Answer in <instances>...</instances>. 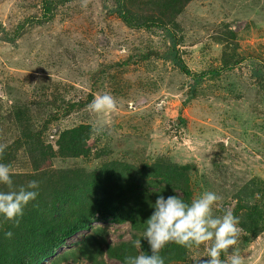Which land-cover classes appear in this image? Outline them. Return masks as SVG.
<instances>
[{
	"label": "rangeland",
	"instance_id": "obj_1",
	"mask_svg": "<svg viewBox=\"0 0 264 264\" xmlns=\"http://www.w3.org/2000/svg\"><path fill=\"white\" fill-rule=\"evenodd\" d=\"M43 1L0 0V23L11 36H19L14 44L0 41V145H10L17 134L6 117L16 104L29 105L38 129L57 117L42 134L45 145H55L69 128L90 125V157L55 156L47 162L65 193L81 189L68 210L81 209L89 198L81 182L119 167L136 170V183L144 186L141 208L150 215L159 195L184 197L181 190L160 185L154 168L166 163L179 167L174 178L188 190L189 202L208 190L221 197L214 207L217 216L224 209L233 211L247 181L264 183V0H193L186 6L176 27L182 56L195 73L213 67L222 72L201 78L192 97V78L167 55L158 32L126 26L105 0L59 5L49 22L39 24ZM124 61L128 63L120 65ZM224 61L232 67L222 69ZM105 93L115 98L116 111H90V94L94 99ZM76 103L83 107L76 105L66 115L56 112ZM101 121H107L103 131H94ZM16 156L8 166L29 181L35 174L27 150ZM132 201L131 196L128 203ZM95 226L107 231L99 241L106 238L115 245L143 234L129 222L99 221ZM91 233L75 234L57 254L86 243ZM245 235L248 239L241 233L233 248L245 264H264V221L256 236ZM187 252L186 261L168 264H193V257L206 256L207 248L202 244ZM103 261L122 264L109 256Z\"/></svg>",
	"mask_w": 264,
	"mask_h": 264
},
{
	"label": "trees",
	"instance_id": "obj_2",
	"mask_svg": "<svg viewBox=\"0 0 264 264\" xmlns=\"http://www.w3.org/2000/svg\"><path fill=\"white\" fill-rule=\"evenodd\" d=\"M73 0H44L42 14L39 24L49 22L54 11L59 5H64ZM193 0H105V7H113L110 12L116 15L128 27L154 30L164 39L167 47L166 53L179 68L181 73L192 78L190 82L189 97L195 96L201 78L208 74H221L219 68H208L201 72H193L178 45L181 42L176 30L177 19L186 6ZM111 2V6L109 4ZM238 25L234 32L240 30ZM0 41L9 44L16 43V37L11 36L0 23ZM128 61L120 63L124 65ZM225 65L222 69H230L232 65ZM236 63H239L237 60ZM93 96L90 94L89 99ZM83 107V103L68 104L62 106L58 111L64 115L70 112V108ZM29 105H14L12 114L7 115L9 121L15 123L17 134L3 153H0V163L8 165L16 159L19 150L24 148L28 152L33 170V177L13 173L14 187L26 186L30 181L39 182V195L31 201L24 209V214L16 221L7 220L0 216V264H62L72 260L80 262L82 259L92 264H104L103 257L109 256L124 264V258L128 255L150 254L146 240H142V247L135 248L133 241L121 242L118 245L111 244L106 238L99 241V234H107L105 228L95 226L99 221H112L115 223L129 222L133 229L144 231L145 221L151 216L147 210L141 208L143 184L136 183L137 172L134 169L119 167L109 171H98L89 183L81 182L82 187L90 193L89 198L85 197L84 206L79 209L68 210L69 200L77 193H81L79 186H75L77 192L65 193L60 187L50 170L48 161L55 156L67 157H90L93 153L89 145L92 138V127L90 125H78L62 132L56 140V144L43 142L42 134L53 120H47L45 127L37 128V123L30 114ZM13 117V118H10ZM160 165V164H159ZM127 169V170H126ZM179 167L165 164L163 167H155L154 172L161 183H165L167 189L174 187L184 192V199L190 196L188 190L180 180L174 178L179 174ZM25 179V180H24ZM161 189V187H160ZM0 190H8L7 186L0 185ZM162 190V189H161ZM169 195H174L170 193ZM133 197V204H129V198ZM237 203L233 209L234 215L240 218L242 237H248L246 233L256 236L262 230L264 221V183L261 181H247L237 195ZM128 210V211H127ZM91 230L92 233L86 237V243H82L75 249L61 252V249L68 239L75 234ZM13 235L9 238L7 232ZM244 231L245 234H244ZM143 236V234H142ZM142 236L139 239H142ZM188 249L171 243L163 248L160 255L165 258L166 264L174 261H186ZM228 251V250H227ZM226 252L221 253V259H225ZM51 259L49 263L48 260Z\"/></svg>",
	"mask_w": 264,
	"mask_h": 264
},
{
	"label": "clouds",
	"instance_id": "obj_3",
	"mask_svg": "<svg viewBox=\"0 0 264 264\" xmlns=\"http://www.w3.org/2000/svg\"><path fill=\"white\" fill-rule=\"evenodd\" d=\"M90 111L107 115L117 109L115 98L108 93L97 95L88 105ZM107 121L93 125V130L102 132ZM7 146L0 145V153ZM10 167L0 163V185L8 190H0V216L19 223L24 209L39 195V182L30 181L26 186L15 188ZM221 200L215 191H204L190 202L177 193L165 197L159 195L150 206L154 209L145 221L146 227L142 239L133 241L137 249L146 240L150 254L128 255L124 264H166L160 252L168 244L174 243L186 249L200 245L207 248L206 256L193 257V264H245L244 258L233 248L241 235L240 218L231 209H224L222 216L214 215V207ZM7 237L12 232L5 233ZM208 242L211 245L208 246ZM232 248V254L226 261L221 259V253ZM206 258V259H205Z\"/></svg>",
	"mask_w": 264,
	"mask_h": 264
}]
</instances>
